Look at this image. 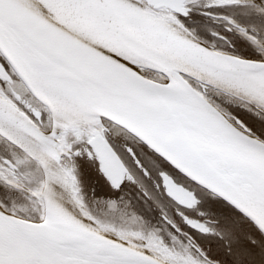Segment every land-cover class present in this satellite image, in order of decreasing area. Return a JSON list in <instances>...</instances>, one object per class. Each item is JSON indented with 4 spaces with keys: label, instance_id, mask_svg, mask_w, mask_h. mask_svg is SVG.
<instances>
[{
    "label": "snow or ice",
    "instance_id": "6c2138e0",
    "mask_svg": "<svg viewBox=\"0 0 264 264\" xmlns=\"http://www.w3.org/2000/svg\"><path fill=\"white\" fill-rule=\"evenodd\" d=\"M0 264H264V0H0Z\"/></svg>",
    "mask_w": 264,
    "mask_h": 264
}]
</instances>
